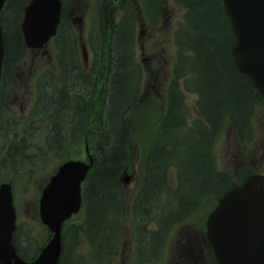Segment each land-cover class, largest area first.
I'll return each instance as SVG.
<instances>
[{"label":"trees","instance_id":"trees-1","mask_svg":"<svg viewBox=\"0 0 264 264\" xmlns=\"http://www.w3.org/2000/svg\"><path fill=\"white\" fill-rule=\"evenodd\" d=\"M179 2L186 9L185 24L178 36L185 54L177 65V73L186 78L185 86L190 84L196 91L198 112L205 121L190 126L188 109L180 86L175 82L167 114L159 119L146 155L145 184L135 205L138 243L144 244L141 264L153 261L170 226L185 221L195 209L208 204L209 194L217 197L230 185V178L215 169L210 151L213 136L226 121L244 136L250 128L254 110L262 102L251 79L234 64L235 38L222 1ZM25 4L24 0H11L2 14L7 62L18 61L25 53L17 24ZM161 9L160 1L154 0L150 9L152 17L157 18ZM126 17L115 23L111 9L101 3L92 39L95 58L88 74L78 63L75 38L68 29L59 30L61 86L47 88L40 98L42 107L35 116L43 140L54 151L85 130L97 139L95 151L99 163L89 177L84 194L86 220L83 225L69 229L64 237L60 264H82L81 257L74 259L72 252L79 230L93 245L95 260L109 264L113 255L112 237L124 222V190L119 174L125 168L131 135L129 115L141 87L140 65L133 54L134 19L137 17L131 13ZM27 128L34 132L30 124ZM11 131L8 127L0 158L11 159L20 153L23 159V139L18 138L15 130ZM182 157L183 164L180 163ZM173 170L178 172L176 189L170 183L168 186L169 173H174ZM182 176L190 182L189 188L180 183ZM149 217L158 218V232L146 229Z\"/></svg>","mask_w":264,"mask_h":264},{"label":"rangeland","instance_id":"rangeland-1","mask_svg":"<svg viewBox=\"0 0 264 264\" xmlns=\"http://www.w3.org/2000/svg\"><path fill=\"white\" fill-rule=\"evenodd\" d=\"M143 1L144 0H129V4L132 7L140 8L143 5ZM162 2L164 9L163 13L159 16V20L156 24H152L151 27L146 26L139 40L138 51L139 58H143L141 64L144 69V85L143 88H141V105L134 116L141 117H137L136 119L125 161L126 170L121 175V177L128 179L124 183L127 194V208L129 205L128 202L131 196H133L137 184L140 183L142 175L143 150L146 146V140L143 141V139H145V133L153 128L151 124L154 121V113L156 115V113L161 110L160 99L161 97L163 98L162 82L165 78L170 76L172 64L176 59L174 33L183 22V8L176 3L175 0H162ZM63 3L64 9L66 10L64 12L65 20L69 24H72L71 26H73L75 32L78 34L79 39L82 40V36L91 19L94 0H63ZM144 26L145 25L141 26V28ZM156 58L160 61V67L158 66L159 68H157L156 65H154L152 69H148L147 67L150 65L149 63L151 60H155ZM53 63L52 46H48L43 53L34 51L28 52L27 57H24L21 63H17L11 68L10 77L12 79L14 76V79H12L14 82V89L11 88L8 91L7 99L3 107L4 121L0 122V124L4 123L0 126L2 133L5 132L6 119L7 126L9 127L11 124L18 138L24 137L23 144L25 148L22 149V151L26 150L24 151L23 157L25 164L23 165V162H18V160L17 164L22 168L21 170L18 168L20 176L25 177L27 179L26 181H28L26 182V186L23 180L22 183L15 181L16 175L11 171L13 168L10 167L8 169V167L4 166V168L0 167V183H10L12 186L13 201L18 222L19 224L23 223L27 232L28 229H30L36 238L39 236L40 243L43 240L44 230L39 223L37 215L38 200L43 187L48 182L60 160L57 159V154L52 151V153L49 154V158L47 157L49 161L45 167L38 169L33 168L34 165L37 164L36 157L38 155V153L36 154L37 147L35 145L37 144L39 147L43 148V150H46L45 147L48 145L45 141H42V130L39 132L38 126L33 125L34 132L29 129L23 131L22 126L24 124L20 125L18 122L20 120L19 117L26 115L33 105L36 95V87L34 84L35 77L41 70L51 68ZM184 96L190 117L194 119L197 115L195 110L196 96L190 92H185ZM8 110L12 116L7 117ZM21 121H23V119ZM140 123L144 124L140 125ZM10 133L13 134L14 132L11 131ZM4 135L5 134H2V138H0V146L4 145ZM250 137L251 143L247 147H240L229 125L225 126L214 145L215 158L219 167L224 168L226 165H229L231 168H234L233 159L235 154L241 155L243 153L247 156L252 151H257L258 155H260L262 151H264V107H259L253 115V126ZM86 141L89 143V138H87L86 135H80L74 141V144L72 143V148H77V146H79V150L81 149V151H77L76 154L81 155L79 160L82 161H86V157L84 156L85 145L88 144ZM48 143L51 144V142ZM16 147L17 146H15V148ZM2 148L3 147H1V150ZM69 152L73 154L72 158H77L74 157V155H76L74 154L75 151ZM18 157H20V153H18ZM27 157L29 158L28 160H26ZM184 161L185 159L182 157L180 163L183 164ZM11 176L13 178H10ZM173 180L171 175L170 184L174 183ZM187 181V177L182 176L180 183L182 186L186 185V188H189L190 182L187 183ZM19 186L22 188L20 189ZM170 202H172V199ZM196 211L197 209H195V213L193 212L194 214L188 218L189 220L172 227L173 230L171 229L169 231L164 255L161 262L157 264H212L207 254L202 251L203 233L201 228L205 212L202 211V209L198 212ZM124 227L127 228L122 239V251L115 264L134 263L131 227L130 225H125ZM22 239L24 240V238ZM24 245L25 243L22 244V246ZM31 251L32 247L29 249V252Z\"/></svg>","mask_w":264,"mask_h":264},{"label":"water","instance_id":"water-1","mask_svg":"<svg viewBox=\"0 0 264 264\" xmlns=\"http://www.w3.org/2000/svg\"><path fill=\"white\" fill-rule=\"evenodd\" d=\"M4 0H0V10ZM236 38L233 58L237 68L251 77L264 100V0H223ZM60 11L59 0H31L22 30L27 45L41 46L54 34ZM1 32V30H0ZM0 43V61H1ZM87 166L69 162L43 192L40 213L55 235L40 257L30 264H55L60 250L62 220L78 209L79 183ZM14 213L8 185L0 187V251L15 264L10 244ZM207 236L219 264H264V181L250 179L224 195L206 221ZM2 254V253H1Z\"/></svg>","mask_w":264,"mask_h":264}]
</instances>
